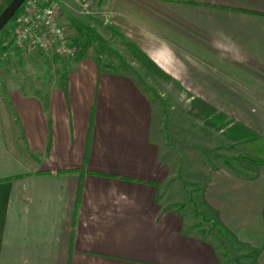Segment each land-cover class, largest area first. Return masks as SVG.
<instances>
[{
    "label": "crops",
    "instance_id": "crops-1",
    "mask_svg": "<svg viewBox=\"0 0 264 264\" xmlns=\"http://www.w3.org/2000/svg\"><path fill=\"white\" fill-rule=\"evenodd\" d=\"M76 6L60 0L61 22L77 25ZM89 10L165 76L139 65L147 85L79 29L76 55L53 69L12 58L1 75L0 264H224L166 195L178 158L162 127L183 104L208 125L219 112L221 131L264 154L244 131L264 139V0H90ZM80 167L74 209L78 175L55 171ZM249 174L210 165L201 199L224 241L264 264V164Z\"/></svg>",
    "mask_w": 264,
    "mask_h": 264
},
{
    "label": "rangeland",
    "instance_id": "rangeland-1",
    "mask_svg": "<svg viewBox=\"0 0 264 264\" xmlns=\"http://www.w3.org/2000/svg\"><path fill=\"white\" fill-rule=\"evenodd\" d=\"M6 2L7 0H0V11L6 5ZM89 13L90 10L87 13H81L78 7H75L74 14L78 17L79 21L77 25L73 24V26L71 25L72 23H68L72 34L74 30L79 29V34L83 38L87 37L101 44L100 50L105 55L107 54L106 57L109 55L121 60L129 68L133 69L135 73L139 74L140 64L132 58L124 43L125 40L121 38L120 34L113 33L106 24L96 21ZM11 21L8 19L0 29V42L7 44L3 50H0V95L3 87L2 77L9 71L13 57H26L25 53H30L35 60L38 59L42 62L41 59H43L46 63L49 62L47 65L50 69L55 68L54 66L58 62H63L65 59L45 55L38 51L28 52L15 48L10 39L12 31ZM84 28H88V30L84 32ZM34 66L37 68L36 65ZM139 76L147 85H152L141 74ZM153 94L157 98L155 91H153ZM181 100L185 103V97H182ZM163 104L166 106L164 101ZM179 108L182 111H175V109L174 111L167 110L162 127L167 138L168 148L172 152H175L174 154L178 158L177 173L173 177L172 183L167 186L166 195L168 198L174 200L173 204L178 209L182 210L184 217L187 219L188 227L196 234L203 236L215 244L218 252L223 257L222 259H224V264H253L249 255L250 252L243 254L241 251L231 248L229 242L224 241L222 228L216 223L213 214L204 206L201 199L205 169L210 165L221 163L225 156L233 157L240 153H246L248 149L242 142L233 140L232 134H229L228 131H221L218 124L208 125L204 118L187 114L184 104L180 105ZM173 124L175 125L174 128L172 127ZM231 162L233 165H236L235 160H231Z\"/></svg>",
    "mask_w": 264,
    "mask_h": 264
},
{
    "label": "built area",
    "instance_id": "built-area-1",
    "mask_svg": "<svg viewBox=\"0 0 264 264\" xmlns=\"http://www.w3.org/2000/svg\"><path fill=\"white\" fill-rule=\"evenodd\" d=\"M81 13L89 12L90 0H75ZM60 0H22L12 19L11 43L21 51H38L73 58L72 30L61 22ZM162 93H160L161 95Z\"/></svg>",
    "mask_w": 264,
    "mask_h": 264
},
{
    "label": "trees",
    "instance_id": "trees-1",
    "mask_svg": "<svg viewBox=\"0 0 264 264\" xmlns=\"http://www.w3.org/2000/svg\"><path fill=\"white\" fill-rule=\"evenodd\" d=\"M8 1L9 0H7L6 4L8 3ZM13 17H14V13L9 19L12 20ZM124 43H125L127 49L129 50L132 58L135 61H137L143 68H145L146 70L150 71L151 73H153L155 75L162 76V77L165 76L164 72L155 63H153L147 57V55L143 51H141L133 42L126 40ZM6 45L7 44H3L0 42V50H3L6 47ZM199 101L201 102L202 100L199 99ZM195 115H201V114H195ZM215 116L218 118L217 124L219 127L225 125L226 123H229L227 119L223 118V115L221 113L216 112ZM91 123H92V113L90 114L89 128H88V132H87L86 143H85L84 150H83V162H85L86 157H87L88 143H89L90 132H91ZM235 126H237V125H235ZM233 128H235V127L233 126ZM244 131L247 132V134H246L247 136L252 135L255 138L262 139L264 142V139L261 138L260 136H258L253 131H251L249 129H245ZM240 136L241 135H238V138ZM231 160H235L236 165H233ZM263 164H264V154L263 155L260 154L258 156H251L247 153H240V154H237L236 156H233V157L232 156H225V157H223V159L220 163L221 166H224L227 169H230L235 173H243L244 171L249 172L250 173L248 175L249 177L256 175L259 167ZM82 170H83V168L80 167V168H61V169H58L55 171L56 173H69V172H76L77 173L78 179H77V186H76V192H75L74 209H76V207L78 205V201H79L81 181H82ZM7 178H9V177H7ZM71 240H72V237H70V242H71ZM251 251L256 254L258 252V249L251 248ZM67 264H68V261H67Z\"/></svg>",
    "mask_w": 264,
    "mask_h": 264
},
{
    "label": "water",
    "instance_id": "water-1",
    "mask_svg": "<svg viewBox=\"0 0 264 264\" xmlns=\"http://www.w3.org/2000/svg\"><path fill=\"white\" fill-rule=\"evenodd\" d=\"M22 0H9L8 3L0 11V28L8 21V19L17 10Z\"/></svg>",
    "mask_w": 264,
    "mask_h": 264
}]
</instances>
